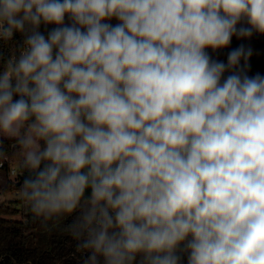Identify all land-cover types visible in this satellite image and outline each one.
I'll return each mask as SVG.
<instances>
[{"label":"clouds","instance_id":"9594fccd","mask_svg":"<svg viewBox=\"0 0 264 264\" xmlns=\"http://www.w3.org/2000/svg\"><path fill=\"white\" fill-rule=\"evenodd\" d=\"M17 33L0 166L14 141L45 231L73 217L83 264H264V76L207 51L264 35V0H0Z\"/></svg>","mask_w":264,"mask_h":264},{"label":"trees","instance_id":"16d2710c","mask_svg":"<svg viewBox=\"0 0 264 264\" xmlns=\"http://www.w3.org/2000/svg\"><path fill=\"white\" fill-rule=\"evenodd\" d=\"M53 27L55 26L48 25L46 28L41 25L40 31L47 35V31ZM22 39L23 37L17 33L13 42L0 43V50L3 51L5 57L10 50H14L15 43L22 42ZM240 45L252 49L246 69L247 74L255 76L259 73L264 76V35L254 33L248 39L233 36L228 47L215 52L211 49H207V51L212 59L227 63L228 54ZM243 63L242 60L241 64L243 65ZM226 75L228 73H225ZM4 145L6 155L3 160L7 158L9 161V163H5L4 170L6 172L9 165L18 163L19 158L16 154L17 149L14 147V141L5 139ZM26 174V172H21L20 176L8 180L5 186L0 187V192L18 191L23 176ZM17 182H19L18 185ZM17 202L21 201L0 203V264H83L81 254L76 251V241L63 231V226L71 223L73 217L66 218L61 226L45 231L32 218L24 205L20 204L22 207L16 208ZM182 264H187L186 256H184Z\"/></svg>","mask_w":264,"mask_h":264},{"label":"rangeland","instance_id":"374dc122","mask_svg":"<svg viewBox=\"0 0 264 264\" xmlns=\"http://www.w3.org/2000/svg\"><path fill=\"white\" fill-rule=\"evenodd\" d=\"M110 22L113 25H115L117 23V20L115 18H113ZM12 165H13L12 168H14V169H16L18 167V163H12ZM4 173L3 172L0 173V187L5 186L8 180L13 179L12 175L7 176L6 172H4ZM18 200H20L22 203L17 202L16 208H20V207H22L21 205H24L23 201L20 199V197L18 195V192L17 191H10V192H4V193L0 192V203H2V202L7 203L9 201H18Z\"/></svg>","mask_w":264,"mask_h":264},{"label":"built area","instance_id":"2783aa9c","mask_svg":"<svg viewBox=\"0 0 264 264\" xmlns=\"http://www.w3.org/2000/svg\"><path fill=\"white\" fill-rule=\"evenodd\" d=\"M5 163L7 164V163H9V161L7 160V158H5L4 160H3V163H2V166H0V173L1 172H5ZM12 166L13 165H9L8 166V169H7V171L6 172H8V174H6V175H8V176H13V179L14 178H16V177H18V176H20V174H21V172H20V169H19V167H17L16 169H14V168H12ZM5 174V173H4Z\"/></svg>","mask_w":264,"mask_h":264},{"label":"water","instance_id":"95a60500","mask_svg":"<svg viewBox=\"0 0 264 264\" xmlns=\"http://www.w3.org/2000/svg\"><path fill=\"white\" fill-rule=\"evenodd\" d=\"M19 184V182H17V185Z\"/></svg>","mask_w":264,"mask_h":264},{"label":"crops","instance_id":"0c3cea01","mask_svg":"<svg viewBox=\"0 0 264 264\" xmlns=\"http://www.w3.org/2000/svg\"><path fill=\"white\" fill-rule=\"evenodd\" d=\"M18 192V191H17Z\"/></svg>","mask_w":264,"mask_h":264}]
</instances>
